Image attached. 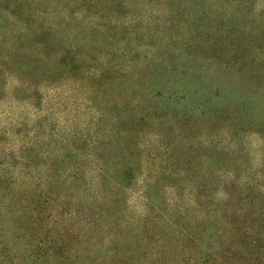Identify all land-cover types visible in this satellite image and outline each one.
<instances>
[{
	"label": "rangeland",
	"instance_id": "rangeland-1",
	"mask_svg": "<svg viewBox=\"0 0 264 264\" xmlns=\"http://www.w3.org/2000/svg\"><path fill=\"white\" fill-rule=\"evenodd\" d=\"M98 1L97 8L86 0H0V56L97 49L107 54L105 67L127 72L97 77L100 86L92 92L47 59L21 68L18 80H0V175L7 170L16 183L0 191V255L8 246L11 258H22L42 240L19 217L28 208L44 212L42 227L50 233L62 227L68 239L79 233L80 241L65 236L69 261L61 254L41 263L44 255L40 263L34 257L20 264H122L119 249L129 243L134 251L142 246L141 264L196 260L208 247L218 253L236 241L224 221L204 213L200 241L187 249L176 225L182 226L184 210L192 226L200 217L194 201L204 194L192 190L194 171L198 179L222 177V184H212L217 191L205 194L219 207L252 181L248 171L264 179V99L256 90L262 59L244 69L239 64L251 61L244 47L264 39V0ZM40 41L52 46L40 48ZM213 43L237 47L238 62ZM29 80L37 86L23 82ZM209 133L212 143L203 149ZM127 155L129 164L122 160ZM126 168L134 178L119 186Z\"/></svg>",
	"mask_w": 264,
	"mask_h": 264
},
{
	"label": "trees",
	"instance_id": "trees-1",
	"mask_svg": "<svg viewBox=\"0 0 264 264\" xmlns=\"http://www.w3.org/2000/svg\"><path fill=\"white\" fill-rule=\"evenodd\" d=\"M17 1V0H16ZM87 2H90L91 5L97 6L98 8V0H86ZM30 18V17H28ZM53 25L48 27L47 32L50 33L53 30ZM99 37V36H98ZM96 36V40H94L95 46L101 45L100 43L102 41L99 40ZM21 42V46L25 45V40L22 38L18 39ZM108 41H111L112 38H108ZM192 41V40H191ZM192 44V43H190ZM186 45H189L186 43ZM37 46L40 48H44L45 50L50 48V45L48 42L40 41L37 43ZM214 48H218L220 51H225L226 53L230 54L229 56L233 57L234 60L238 62L239 56H236V49L234 51V46L227 47V45L223 44L218 45V43H213ZM264 47V39L259 38L253 44L247 47H244L242 50L243 57L245 58V55L248 56L249 59H251L250 62H241L239 63L241 67L247 68L250 64H262L259 70V73L257 75L258 79V85L256 87L257 92H261L262 89V98L264 99V57L262 58V55H260L261 51ZM234 51V53H233ZM233 53V54H232ZM239 54V53H238ZM107 57L106 53H99L97 49H91L90 51H78L76 49H67L64 52H60L57 54H53L50 52L39 51L37 53H31V52H25L23 54H7L5 56H0V80L7 82L9 79H15L18 80V72L21 68H24L27 66V69L32 66L33 63L36 62H45L47 59H53V66H61L64 70L68 72L70 77H73L69 79L70 77H66L67 80H74L78 82V85L94 92L96 89V86H100L98 84V78L107 76L111 77L114 74H117V76H120L121 78L125 77V74L127 72L123 69H121L119 66H110L107 65L105 67L104 61L102 59ZM191 56V55H190ZM192 57V56H191ZM246 59V58H245ZM25 64V65H24ZM238 64V63H237ZM231 64L227 63L225 64L226 67H229ZM40 68V67H39ZM36 67V71L39 72L40 69ZM56 69L55 67L52 69ZM98 77V78H97ZM255 78V76H254ZM29 87H35L37 86V82L35 81H23ZM120 85L121 82L117 81ZM117 83V84H118ZM101 90V89H100ZM119 96V95H118ZM131 104V103H130ZM249 104L247 101L244 105V110L248 111ZM137 107L140 106V102H137ZM250 124H253L254 126H259L260 123H257L256 121H252ZM121 126V124H120ZM255 132L253 133L255 136L260 134L258 129H254ZM126 131L122 133V137L120 136V139L123 140L127 139V133ZM125 135V136H124ZM211 135H214L213 133H209L207 135L206 140L204 143L201 144L203 149H206L209 147L212 143V139L210 138ZM126 138H124V137ZM139 140V139H138ZM134 141V140H133ZM114 143V142H113ZM118 143V144H117ZM116 145L119 147V142L117 141ZM135 145L141 146V143L135 141ZM21 158L24 162L28 159L26 156L28 153L27 148L21 149ZM24 153V155H23ZM130 158H132V155L124 156L122 160L127 161L129 164ZM197 160V159H196ZM27 168L30 167L29 164L25 165ZM28 169H25L27 171ZM103 170V169H102ZM132 171V170H131ZM222 171V170H221ZM103 175H107L102 171ZM248 175L252 176V181L249 180L246 184H242L241 187H238V190L235 192L233 191L230 193V197L228 201H224L221 204V207L214 204L213 201L210 202L208 200L206 193L208 191L216 192L217 187H212L213 183L222 184L223 179L220 175H215L214 173L206 175L204 178L198 179V174L196 171H194V174L190 175L192 177V190L199 191L204 194L203 199L205 201L202 202V200H196L194 201V204L200 207L199 215L200 217L195 220L194 225L188 221L187 212L184 210L182 212V215L184 216V221L182 226H177L176 228L180 230V233H182V237L180 240L182 241L181 248L187 249V244H191L192 246H197L199 243V233L197 232L198 229L202 228L206 224V219L210 215H215V217H218L221 223L224 221V225L226 226L227 231L225 233H229L230 237H233L236 241L232 242L233 240H229L228 243L222 244L219 247V252L214 253V251L211 250L210 247L206 248L204 252L201 253V255L198 257V259H194L193 255H189V257L186 259V257H182L176 264H264V179L260 178V175H258V179H254L256 177V172L248 171ZM134 178L130 172V168H126L122 174V177L118 183L119 186L127 187L129 185L130 181ZM129 180V181H128ZM255 180V181H254ZM9 181V182H8ZM15 183L14 179H11L8 177V171L4 170L2 174L0 175V191L2 188H8L12 187ZM105 184V182H104ZM107 184V182H106ZM108 185V184H107ZM240 186V185H239ZM226 189H230V185L228 184V187ZM243 190H246V192ZM229 192V191H228ZM243 192V193H242ZM3 191L1 192V194ZM219 194V192L217 193ZM228 194V193H227ZM112 199V198H111ZM208 200V203H207ZM4 201L3 196L0 198V204ZM113 202L110 201V207L113 208ZM51 203V199L42 201V205ZM117 205L114 204V208ZM1 207V206H0ZM26 212L25 215L20 214V218L24 221H27L29 223V231L28 232H39V236L42 237V240H39L38 245H36L35 251H32L30 253H25L22 258H29L31 260L35 257V259L40 263V260L43 259L44 255L46 256V260L41 263H47L53 261L55 258L59 257L61 254L60 259H65L66 261L70 260L71 255L69 252L65 253V236L67 233L62 232V227H59L58 229H54L53 233H50V230L47 228H43V214L40 210H30ZM204 213L207 215L206 218L204 217ZM109 218V215L107 216ZM186 219V220H185ZM149 222L151 223V218L148 216V218L145 220V223L143 225L144 228V237L142 239H145L149 232ZM130 234H134V230H130ZM77 235V236H76ZM130 235V236H132ZM149 236V235H148ZM46 237V238H45ZM79 237V233L73 235H70V238L68 239L69 242H72L77 240ZM136 240L138 244L141 242V239L138 235H136ZM118 250V249H117ZM122 252L123 256H126V260L122 262V264H141L140 260H137L136 257L139 254L140 256H144L145 253L142 250V246L138 248L137 251L131 250V244L126 246L125 249H119ZM11 254L10 248L8 246H5L1 255H0V264H5V261H9V264H20V258L21 255L18 254L16 257H10ZM21 258V259H22ZM18 261H16V260ZM170 259H168L169 261ZM173 260V259H172ZM175 260V259H174ZM140 262V263H139ZM29 263V262H28ZM165 259L162 258V260L158 261L157 264H164ZM27 264V262H26ZM33 264V263H32ZM38 264V263H37Z\"/></svg>",
	"mask_w": 264,
	"mask_h": 264
}]
</instances>
